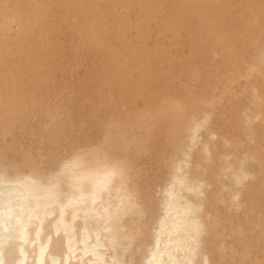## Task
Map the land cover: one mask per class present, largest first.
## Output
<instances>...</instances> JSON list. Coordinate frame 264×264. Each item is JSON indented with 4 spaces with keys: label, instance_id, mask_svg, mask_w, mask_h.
<instances>
[{
    "label": "bare ground",
    "instance_id": "bare-ground-1",
    "mask_svg": "<svg viewBox=\"0 0 264 264\" xmlns=\"http://www.w3.org/2000/svg\"><path fill=\"white\" fill-rule=\"evenodd\" d=\"M3 264H264V0H0Z\"/></svg>",
    "mask_w": 264,
    "mask_h": 264
},
{
    "label": "snow or ice",
    "instance_id": "snow-or-ice-1",
    "mask_svg": "<svg viewBox=\"0 0 264 264\" xmlns=\"http://www.w3.org/2000/svg\"><path fill=\"white\" fill-rule=\"evenodd\" d=\"M0 264H3V262H2V261H0Z\"/></svg>",
    "mask_w": 264,
    "mask_h": 264
}]
</instances>
